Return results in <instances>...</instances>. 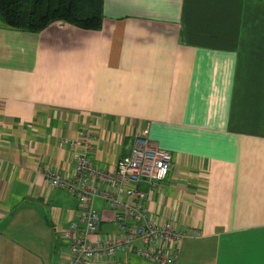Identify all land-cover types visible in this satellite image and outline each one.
<instances>
[{"label":"crops","instance_id":"0c3cea01","mask_svg":"<svg viewBox=\"0 0 264 264\" xmlns=\"http://www.w3.org/2000/svg\"><path fill=\"white\" fill-rule=\"evenodd\" d=\"M83 131L101 168L144 133L170 153L163 178L135 186L184 231L173 264H264V0H102L96 26L38 30L0 18V264L65 257L76 199L43 169L70 175ZM93 206L100 232L120 230Z\"/></svg>","mask_w":264,"mask_h":264},{"label":"built area","instance_id":"2783aa9c","mask_svg":"<svg viewBox=\"0 0 264 264\" xmlns=\"http://www.w3.org/2000/svg\"><path fill=\"white\" fill-rule=\"evenodd\" d=\"M91 137L87 131L80 134L84 148L75 154L70 175L43 169L47 186L61 188L76 199L75 217L57 233L66 246L59 264L107 263L117 254L123 259L137 255L155 264H173L184 231L168 219L148 216L139 202L144 193L135 186L139 180L153 185L163 178L169 169L170 153L152 144L144 133L134 137L128 155L118 159L113 168L105 169L93 165L86 156ZM99 182L107 186L100 187ZM129 195L137 197L136 203L126 201ZM97 196L115 210L119 231L100 232L97 228L99 215L93 206Z\"/></svg>","mask_w":264,"mask_h":264},{"label":"trees","instance_id":"16d2710c","mask_svg":"<svg viewBox=\"0 0 264 264\" xmlns=\"http://www.w3.org/2000/svg\"><path fill=\"white\" fill-rule=\"evenodd\" d=\"M102 0H0V18L8 26L38 30L56 20L96 26Z\"/></svg>","mask_w":264,"mask_h":264}]
</instances>
